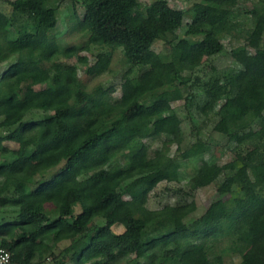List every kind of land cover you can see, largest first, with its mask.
I'll list each match as a JSON object with an SVG mask.
<instances>
[{"label":"trees","instance_id":"1","mask_svg":"<svg viewBox=\"0 0 264 264\" xmlns=\"http://www.w3.org/2000/svg\"><path fill=\"white\" fill-rule=\"evenodd\" d=\"M62 1L10 0L9 14L0 9V64H7L0 74V245L11 252L10 264H42L45 251L58 264H227L234 256L237 264H264V14L237 11L240 0L162 12L140 0H71V30L88 38L64 46L53 33ZM182 30L186 47L178 46ZM241 31L255 41L254 58L246 61V47L236 46L233 67L210 65L207 77L199 75L205 58L225 51L219 34ZM158 40L162 51L153 47ZM90 46L106 49L90 75L107 71L118 49L141 69L136 79L124 75L118 100L80 79L79 66L88 61L80 52ZM201 96L198 117L213 116L212 129L222 135L209 143L231 145L234 158H203L195 167L192 187L216 183L219 197L188 221L197 209L190 194L148 207L161 182L179 181L182 165L147 140L180 150L182 119L173 102L184 99L190 109ZM238 117L242 128L231 124ZM132 184L141 192L126 199ZM152 228L159 233L150 236ZM65 240L70 244L60 250Z\"/></svg>","mask_w":264,"mask_h":264},{"label":"rangeland","instance_id":"2","mask_svg":"<svg viewBox=\"0 0 264 264\" xmlns=\"http://www.w3.org/2000/svg\"><path fill=\"white\" fill-rule=\"evenodd\" d=\"M143 5H148L151 3H156L157 9L159 12L166 10L167 8H175V9H188L195 2L200 0H140ZM237 11L240 10H248L251 8L257 9L260 13L264 14V6L259 0H240L239 5L237 6ZM0 9L6 13H10L12 7L10 5V0H0ZM75 10L78 15H82L85 11L82 3L77 2L75 6ZM73 13V5L71 0H63L60 3L56 11V16L58 19L57 26L54 30V35L60 39L62 45H70V44H78L83 45L87 43L88 36L85 32L80 30H71L69 25V18H71ZM189 21V17L185 19V22ZM193 38H195L193 36ZM219 38L223 45L225 46V51L214 55L209 58H205V65L197 72L201 76H205L210 72V65L215 66L219 69H229L228 67H233L235 61L233 57L230 55V50L233 47L244 45L247 49L248 56L246 61H251L254 58L255 53V41L252 39H248L246 37V32L241 31L238 34L234 33L231 36H226L224 33L219 34ZM188 44V39L186 38L184 31L180 32V38L178 42L179 47H186ZM164 43L160 40L156 41L154 44V49L156 51L163 50ZM106 49L99 48L96 46H90V50L83 49L80 52V55L86 56L88 61L86 64L79 66L78 75L80 79L83 81L85 85H87L88 89H93L98 85L105 88L107 90V94L110 99L118 100L121 96L120 93V85L124 79V75L127 72H131L130 75L136 79L137 75L140 73L141 69L139 67L131 68V65L127 63L124 53L121 50H116L112 53V59L109 64L107 71L100 75H90L87 73L88 68L92 66L96 61V55L98 52H103ZM21 58H25L21 56ZM7 64H0V74L5 70ZM207 77V76H205ZM165 80L168 85L174 84L175 78L173 74V69L170 65H167L165 68ZM50 84V82H45L43 84L37 85L36 88H43ZM202 97V96H201ZM203 100L199 98L195 101L194 105L188 109L185 105V100H178L173 102L174 108L177 110L178 114L182 119V130H183V138L184 141L181 144L180 150L178 149L177 144H167L163 143L162 139L156 138L151 140H147L150 142L154 148L161 147L162 150L169 155L172 151V146L176 145V152L174 155L182 165V171L180 173L179 181L161 182L149 195L148 199V207L150 208H160L166 203H173L177 198L181 196H185V193L189 196H193L197 203V209L187 218L188 221H191L199 216H201L211 202L216 200L219 197L217 191V184H211L210 186L194 189L192 187L190 178L195 171V167L198 166L202 159H208L212 156H215L219 162H226L234 158L232 152V146H222L216 145L214 146L209 143L210 138H214L216 140H221L222 135L216 131H214L212 125L213 116L209 117V120H203L198 117L197 113V104L201 103ZM47 114L51 115L52 112H48ZM195 117V123H193L191 118ZM33 118V117H32ZM35 118V117H34ZM200 125V129L194 126ZM231 124L234 127L242 128L245 125V120L243 117L235 118L231 121ZM201 131V132H199ZM201 137V138H199ZM200 139L202 141H200ZM207 141L208 144L203 141ZM10 148L16 146V142H7L6 143ZM122 154L117 155L114 158L115 163H121ZM141 192V189L136 184H132L125 195L126 199H131L138 195ZM4 208L0 206V214L4 213ZM115 232H121L123 227L120 224H117L113 227ZM159 233V229L152 228L148 231L150 236L157 235ZM70 244L69 240L62 241L59 243V249L65 248ZM85 246L84 243H77L75 247L81 250ZM59 249H57V253H59ZM43 261L42 264H58L52 257L48 254V252L43 253ZM240 261V257L234 256L226 259L227 264H237ZM38 262V259H36ZM61 264H70L68 262H63ZM89 264V263H88ZM117 264H138V260H121Z\"/></svg>","mask_w":264,"mask_h":264},{"label":"built area","instance_id":"3","mask_svg":"<svg viewBox=\"0 0 264 264\" xmlns=\"http://www.w3.org/2000/svg\"><path fill=\"white\" fill-rule=\"evenodd\" d=\"M11 263V252L4 246L0 245V264Z\"/></svg>","mask_w":264,"mask_h":264},{"label":"clouds","instance_id":"4","mask_svg":"<svg viewBox=\"0 0 264 264\" xmlns=\"http://www.w3.org/2000/svg\"><path fill=\"white\" fill-rule=\"evenodd\" d=\"M176 147H177L176 145H173V146H172V151L169 153L170 156H172V155L175 154V152H176Z\"/></svg>","mask_w":264,"mask_h":264}]
</instances>
